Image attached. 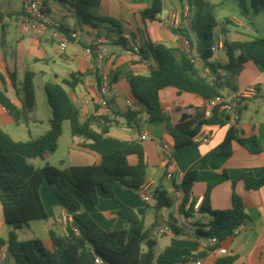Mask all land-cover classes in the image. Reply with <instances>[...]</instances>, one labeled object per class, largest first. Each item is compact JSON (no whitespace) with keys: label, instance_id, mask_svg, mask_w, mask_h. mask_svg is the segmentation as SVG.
<instances>
[{"label":"trees","instance_id":"16d2710c","mask_svg":"<svg viewBox=\"0 0 264 264\" xmlns=\"http://www.w3.org/2000/svg\"><path fill=\"white\" fill-rule=\"evenodd\" d=\"M69 3L75 10L78 20L92 26L109 24L110 31L118 35L117 42L124 48L127 40L122 36L121 25L109 16H100L93 12L101 0H59ZM189 10V23L182 30L192 47V55L181 48L167 46L163 43H153L139 29L140 38L137 44L140 58L152 56L156 62L147 74H130L128 77L133 97L144 106L146 119L144 121L165 120V106L159 97V91L166 87L176 88L179 92H190L204 99L221 95L223 92L236 91V78L244 68L246 61H252L259 70L264 71V36H254L244 40L224 42L223 49L226 60L221 62L211 51L213 44V29L216 20L208 0H178ZM239 13L248 17L250 11L258 12L264 8V0H233ZM162 10V0H152L149 7L140 11L142 21L154 20ZM3 34L0 44H3ZM192 58V59H191ZM87 72L70 73L69 78L61 83L48 81L45 83L46 102L51 112L49 129L35 138L15 140L0 125V205L4 220L15 229L28 226L32 220L47 218V212L40 196V185L46 180L52 187L66 213L71 216L66 221L62 235L53 229L48 230L52 248L48 249L40 238L19 240L13 230L7 236L8 250L14 264H179L189 261V249L186 247L167 245L156 256V240L153 230L158 224L156 218L149 226H144L142 217L135 210L122 203L114 194L112 186L118 183L128 191H138L145 180L146 160L144 149L139 139L124 140L108 134L109 128L118 122V117L125 125L140 128L142 117L139 111H110L91 113L83 120L79 110L72 102L65 86L74 88L79 82V76ZM78 75V76H77ZM95 81L100 76L94 73ZM33 74L25 73L22 81L17 82L15 72L9 73L11 86L15 90L20 106L15 104L4 89L0 90V105L13 118L15 123H26L27 111L35 102ZM0 80L3 75L0 71ZM19 86V87H18ZM192 106L177 108L179 118L174 126L169 127V135L173 141L171 156L182 153L196 144L192 136L204 124L223 125L226 120L221 116L218 106L213 107L211 114L204 117L203 109ZM69 123L72 137L82 138V146L96 152L100 161L96 164L71 165L60 168L45 164L34 166L29 159L45 158L52 154L58 144L63 130V122ZM236 140L250 152L260 151L257 136H239L237 129L231 125L222 141L212 148L202 158L205 163L210 156L228 155L232 152V142ZM134 156L135 161L130 162ZM198 173V168L187 170L182 177L180 189L182 196L179 211L187 218L193 215L191 187ZM165 174V173H164ZM228 178L225 172L219 179L207 184L199 214H209L206 224L197 222L194 233L210 238L216 236L222 240L233 234L241 223L248 219L244 210L242 197L235 191L237 180L243 182L247 189H258L264 185V166L260 175L255 176L250 171L242 172L237 179L231 180V206L228 209H212L209 194L217 182ZM98 188L109 193L118 204L119 213L125 226L121 229H105L91 215L82 209L81 200L92 205L97 204ZM153 208L156 216L158 210L168 206L170 197L166 190L158 189L152 193ZM174 234L183 233L176 219L168 221ZM3 240H1L2 242ZM234 257L226 255L219 257L215 264H232Z\"/></svg>","mask_w":264,"mask_h":264},{"label":"crops","instance_id":"0c3cea01","mask_svg":"<svg viewBox=\"0 0 264 264\" xmlns=\"http://www.w3.org/2000/svg\"><path fill=\"white\" fill-rule=\"evenodd\" d=\"M23 1H21V6L18 10L13 8L4 11L0 10V35L2 33L4 38L3 44H0V71L3 75V82L0 80V90L4 89L7 96L20 106L18 97L21 96V93L16 95L15 90L11 86L10 72L16 73L18 83L22 81L27 72L33 74L32 83L36 76L48 78V80H44L45 85L48 81L61 83L63 79L69 78L70 73L86 71L85 75L79 76L80 82L74 88L68 87V89L65 86L72 102L79 110L81 120L91 113L125 111L126 109L139 111L142 117L139 130L125 125L124 120L118 117V122L109 128L108 134L120 139L132 140L139 139V134L145 133V139L141 140L147 164L144 183L147 184L151 191L155 189L166 190L170 197V203L168 206L158 210V216H156L153 208L154 199L151 198L145 202L137 190L128 191L118 183H114L112 189L115 196L122 203L132 207L137 215L142 217L146 227L156 218L158 222L162 217L167 218L168 221L176 219L183 233L174 234L170 229L162 234L168 236L167 245L189 249V257L191 259L179 264H190L195 258H200L204 261H216L218 258L208 244L209 238L196 235L194 231L197 225L191 224L193 222L206 224L211 216L209 214H199L194 210L193 215L186 218L179 211V200L176 198L175 192L181 190L180 183L183 174L194 167L198 168V173L191 187V196L193 198L203 197L207 184L219 179L222 173L225 172L228 178L214 184L210 190L209 199L212 209H228L231 206V180L237 179L245 171H250L255 176L261 174L264 166V71L259 70L252 61H246L244 68L236 78L237 90L244 89L248 85H255L257 89L256 93L246 100L235 128L239 136H257L260 145L259 152L252 153L234 140L230 154L210 156L205 163H202L204 155L222 141L227 129L232 125L229 120H226L223 125H202L201 127L208 130V142L196 144L182 153L171 156L167 160L162 157V144L164 142L168 143L170 146L169 152L173 151V141L169 135V127L174 126L179 118V113L176 112V109L192 106V113L194 108H202L204 111L206 99L197 94L179 92L176 88L166 87L159 91L160 100L165 106L166 119L151 122L144 121L146 119L144 106L133 97L128 77L130 74H147L150 67H155L156 62L152 56L147 55L145 58H138L133 54L126 53L124 47L117 42L118 35H113L114 32L110 31L109 24L92 26L72 16L69 17L67 25L64 24V19H67V17H61V21L52 17L53 21L59 25V28L51 27L44 33H37L36 31L23 33L16 23L17 17L22 12ZM38 1L48 10L49 4L59 6L56 0ZM208 1L211 4L212 13L217 23L213 29L214 42L219 41L224 45V42L264 36V29L261 30V26L254 25L255 21L251 23L254 27H250L240 20L238 15H242L238 9L235 12L230 8L231 5H235L233 0ZM151 2L152 0H101L95 13L100 16L113 18L121 25L122 36H129L136 45L139 42V29H141L153 43H163L167 46L182 49L177 34L166 27L161 18L170 11H180L183 8H187V6L178 0H162V10L158 17L154 20L142 21L139 13L149 7ZM222 4L224 5L222 6ZM71 8L75 12L72 6ZM65 10L70 12L69 9ZM224 13H226L224 22L218 25V16L224 15ZM248 19L255 20L254 17ZM100 29H103L104 32L100 33ZM69 31L76 32L77 38L71 40L67 47L61 50L58 46L56 34L60 35ZM245 32L246 34H244ZM99 37L108 39L105 48L110 55L102 71L109 73L114 81V90L112 89L106 94L108 101L107 111L96 103L97 89L92 60L85 55L83 50L91 40ZM218 52L222 53L219 54ZM215 53L214 57L217 60L221 62L226 60L223 47ZM55 65H66L65 67L68 68L60 76L57 72L58 70L50 71L51 67ZM59 77L60 80H58ZM127 100L129 104L126 102ZM32 112V108L27 111L28 120L26 123L37 120ZM13 123H15L13 118L0 105L1 127L4 124ZM82 142H84L82 138H71L72 149L79 151V153H75L72 162L63 168L71 165L96 164L100 161L99 154L82 146ZM134 161L135 157L131 156L130 162L133 163ZM167 171L172 172L173 177L171 179L165 177L164 173ZM162 172L163 175L161 174ZM39 191L47 212V218L32 220L29 222L28 227L30 224L40 226L42 233L34 238H40L44 245L51 249L52 244L48 230L53 229L57 234L62 235L65 223L62 221L61 215L67 213L53 190L48 187L46 180L41 183ZM235 191L242 197L248 219L242 223V228L222 239L221 245L228 250V255L234 257L233 264H264V185L258 189H247L242 181L237 180ZM98 194V202L95 205L81 200L82 209L87 211L105 229L115 230L123 228L125 222L119 213L118 204L109 193L102 191L100 188H98ZM67 216L68 221H70L72 219L71 216L69 214ZM11 230L14 231V228L4 220L0 205V264H14L6 241ZM1 240L3 241L1 242Z\"/></svg>","mask_w":264,"mask_h":264},{"label":"built area","instance_id":"2783aa9c","mask_svg":"<svg viewBox=\"0 0 264 264\" xmlns=\"http://www.w3.org/2000/svg\"><path fill=\"white\" fill-rule=\"evenodd\" d=\"M189 10H186L181 13L179 10H173L166 14H164L161 18L163 24L175 32L179 38L182 49L191 57L192 55V47L190 44L189 38L182 33L184 28H187L189 23ZM16 23L21 32L26 33L29 31H36L37 33H44L48 29L59 28V25L56 24L52 17L50 16L49 10L41 4L38 0H24L22 4V12L17 17ZM57 35L58 46L61 50L67 47V44L77 38V34L74 31L64 32L62 34ZM127 40V46L124 48V51L128 54H133L136 57L140 58V53L138 46L131 40L129 36H125ZM108 42L107 38L99 37L91 40L84 48V53L92 60V69L94 73H98L100 79L98 82L95 81L97 97L96 103L103 108L104 110H108V101L106 98V94L114 90V81L111 75L107 72H103V66L107 59L109 58V53L107 52L105 45ZM223 44L219 41L213 42L211 45V51L213 53L217 52ZM192 59V58H191ZM257 89L255 85H248L244 89L223 92L221 95L214 96L210 99H206V103L204 105V117H208L213 107L218 106L222 113L228 115L229 121L232 125L236 126L241 115V111L246 104V100L256 93ZM129 104V101H126ZM145 133L139 134V139H145ZM209 140V133L206 128L200 127V129L192 136V141L195 144L206 143ZM170 146L168 143L164 142L162 144V157L164 159H169L171 157L169 152ZM165 177L171 179L173 177L172 172L167 171L165 173ZM138 192L140 193L142 199L147 202L152 198V191L149 189L147 184L143 183L140 185ZM176 198L181 199L182 192L178 190L175 192ZM202 197L195 198L193 202V209L198 210L200 207ZM61 219L64 223L68 220L67 214H62ZM243 224L237 226L235 231H238L242 228ZM170 230V226L168 223V219L162 217L158 224L155 226L153 233L162 234L166 231ZM212 251L217 255V258L224 257L228 255V250L221 245V240L216 236H212L209 238L208 242ZM95 261L98 264H102V261L99 258H95ZM190 264H215V261H204L200 258L193 259ZM233 264V263H232Z\"/></svg>","mask_w":264,"mask_h":264},{"label":"rangeland","instance_id":"374dc122","mask_svg":"<svg viewBox=\"0 0 264 264\" xmlns=\"http://www.w3.org/2000/svg\"><path fill=\"white\" fill-rule=\"evenodd\" d=\"M21 1L22 0H0V10L4 11V10H9L11 8L18 10L21 6ZM210 1L212 2V0ZM56 3H58L57 5L59 6H53L52 4H49L50 6L49 13L51 17H54L58 20H60V18L63 16L67 17V19H64L65 22L64 24L68 22L70 16L76 18V14L71 10L72 8L69 4L63 3L59 0H56ZM223 5L224 4H222V6ZM64 8L69 9L70 12H67ZM230 8L233 11L237 12L236 5H231ZM96 10L97 8L94 9L93 12H96ZM185 10L186 8H183L180 11L181 13H183ZM224 16H226V13H224V15L218 16L217 19L218 25H220L221 22H224ZM238 17L244 24L250 27H254V25L257 24L258 26H261V30L264 29V8H261L259 13L250 11L248 17H243L239 15ZM253 17L255 18V20L248 19ZM254 21L255 23L254 25H252L251 23ZM99 32L103 33L104 30L100 29ZM244 34H246V32ZM113 35H116V33L114 32ZM218 53L221 54L222 52H218ZM65 66L66 65L64 66L55 65L54 67H51L50 71L58 70L57 72L59 73L60 76H62L65 70L68 68ZM44 80H48V78H42L41 76H36L33 82L35 102L32 107V111H33L32 113L37 118V120L35 122H30V123H13V124L2 125V128L8 134H10L11 137L14 138L15 140H27L29 138H35L46 132L50 127L49 120L51 118V112L46 102ZM58 80H60V77ZM71 138L72 136L70 135L69 132V123L67 120H65L63 122V130L60 135L56 150L45 159L31 158L29 159V162H31L34 166H43L47 163L60 168L68 166V164L72 162L75 153H79V151L72 149ZM161 174L163 175V172ZM46 183L48 187L52 189L51 185L47 181ZM14 231L19 240L32 239L35 236H38L42 233L41 227L38 226L37 224H30L29 227L24 226L23 228H18L15 229ZM153 238L156 240L155 255L157 256L164 249V247L167 246L168 236L163 234L153 233ZM153 264H156L155 260Z\"/></svg>","mask_w":264,"mask_h":264},{"label":"water","instance_id":"95a60500","mask_svg":"<svg viewBox=\"0 0 264 264\" xmlns=\"http://www.w3.org/2000/svg\"><path fill=\"white\" fill-rule=\"evenodd\" d=\"M221 116H222L225 120H228V119H229L228 115H226V114H224V113H221ZM157 191H158V189H155V190H153L152 192H153L154 194H156Z\"/></svg>","mask_w":264,"mask_h":264}]
</instances>
